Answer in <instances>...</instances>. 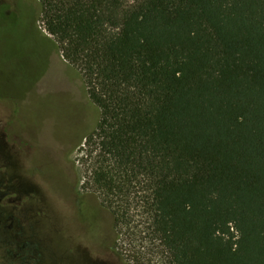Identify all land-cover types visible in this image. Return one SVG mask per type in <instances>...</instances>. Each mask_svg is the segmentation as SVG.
Returning a JSON list of instances; mask_svg holds the SVG:
<instances>
[{
	"label": "trees",
	"instance_id": "obj_1",
	"mask_svg": "<svg viewBox=\"0 0 264 264\" xmlns=\"http://www.w3.org/2000/svg\"><path fill=\"white\" fill-rule=\"evenodd\" d=\"M35 1L98 113L82 186L111 227L89 243L119 264H264V0Z\"/></svg>",
	"mask_w": 264,
	"mask_h": 264
},
{
	"label": "rangeland",
	"instance_id": "obj_2",
	"mask_svg": "<svg viewBox=\"0 0 264 264\" xmlns=\"http://www.w3.org/2000/svg\"><path fill=\"white\" fill-rule=\"evenodd\" d=\"M97 117L42 28L38 3L0 0V242L14 233L16 255L28 235L41 264H119L107 242L91 244L111 216L82 186L78 142Z\"/></svg>",
	"mask_w": 264,
	"mask_h": 264
},
{
	"label": "flooded vegetation",
	"instance_id": "obj_3",
	"mask_svg": "<svg viewBox=\"0 0 264 264\" xmlns=\"http://www.w3.org/2000/svg\"><path fill=\"white\" fill-rule=\"evenodd\" d=\"M57 162H59V154ZM37 169H33V171H36ZM38 173L32 174L36 175ZM27 241L24 243V246L20 248V251L18 255L15 254V234L9 233L7 236L0 242V249L4 247L3 251H0V264H41V256L37 251L32 250L29 245V239L30 236L25 235L24 238H22ZM9 248H11V253L7 252L9 251Z\"/></svg>",
	"mask_w": 264,
	"mask_h": 264
},
{
	"label": "water",
	"instance_id": "obj_4",
	"mask_svg": "<svg viewBox=\"0 0 264 264\" xmlns=\"http://www.w3.org/2000/svg\"><path fill=\"white\" fill-rule=\"evenodd\" d=\"M63 62L65 63V61H64V60H63ZM66 64H67V63H66ZM67 65H69V64H67ZM82 137H83V135H82ZM82 137H81V138H82ZM81 138H80V140H81Z\"/></svg>",
	"mask_w": 264,
	"mask_h": 264
}]
</instances>
